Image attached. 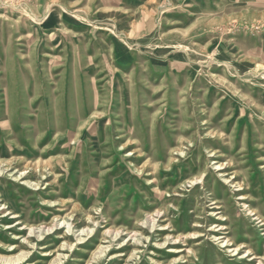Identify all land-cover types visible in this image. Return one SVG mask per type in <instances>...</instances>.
Listing matches in <instances>:
<instances>
[{"label": "rangeland", "instance_id": "374dc122", "mask_svg": "<svg viewBox=\"0 0 264 264\" xmlns=\"http://www.w3.org/2000/svg\"><path fill=\"white\" fill-rule=\"evenodd\" d=\"M20 251L264 264V0H0V255Z\"/></svg>", "mask_w": 264, "mask_h": 264}, {"label": "bare ground", "instance_id": "6f19581e", "mask_svg": "<svg viewBox=\"0 0 264 264\" xmlns=\"http://www.w3.org/2000/svg\"><path fill=\"white\" fill-rule=\"evenodd\" d=\"M213 154H211V156H212ZM221 166H220V164H218L217 165V168H220ZM238 187V186H237ZM241 198H242V196H241ZM214 203V202H213ZM245 204V203H244ZM244 204H242V206H245ZM218 208V207H217ZM252 216H255V219H259L260 217L255 213V212H253L252 211ZM261 221V220H260ZM259 221V222H260ZM153 226H155L154 224H152L151 225V227H153ZM49 228V227H48ZM165 227L163 226V229H164ZM31 229V228H30ZM34 229V228H33ZM43 229H45V228H43ZM218 229H226V227H220V228H218ZM106 231H109V230H106ZM117 231V230H116ZM81 232H83V230L81 231ZM91 232V230H90V228L88 229V231H87V233L86 234H88V233H90ZM119 233V232H118ZM117 232L115 233V237L117 236V234H118ZM189 235V234H188ZM38 236V235H37ZM41 236V235H40ZM169 236V235H168ZM194 236H196V235H194V233L190 236V237H194ZM224 237H226V236H224ZM79 239H82V237H79ZM166 239H168L167 237L165 238V240ZM176 240L178 239V237L177 238H175ZM174 239V240H175ZM165 240L161 243V244H163L164 242H165ZM175 240V241H176ZM219 242V244H221V246L223 247V248H227L226 250H229V252H231V253H233V255H239V251L242 249V248H244V247H247V249H245L246 251H245V253L247 254V255H249V254H251V250H250V248L248 247V246H245V245H236L235 247H233V248H231V240L230 239H228V238H224L223 240H219L218 241ZM61 245V244H60ZM61 247V246H60ZM31 248V247H30ZM107 248H108V245H98L97 247H96V249L94 250V252H92V254H91V259L92 260H94V259H98V260H102V256L104 255V253L106 252V250H107ZM138 248H134L133 249V251L129 254V256H128V259H131L133 256H134V258H135V256H136V254H135V250H137ZM10 250H12V249H9V251ZM50 253V252H49ZM57 254H55V256L47 263V264H60L61 263V261H62V259L65 257V255L64 254H60V253H58V252H56ZM254 254V253H253ZM29 255V251H20L19 253H17V254H11V255H0V262H1V264H13V263H16V262H18V261H21V260H23L26 256H28ZM117 256H120V255H117ZM116 257V255L114 254V255H112L111 257H110V259H113V258H115ZM133 259V258H132ZM181 259V257L179 256V257H174L173 259H171V260H169L168 262H166V263H163V262H159V264H173L174 262H176V260L178 261V260H180ZM155 260V259H154ZM89 261L90 260H88V264H89ZM152 261V260H151ZM155 262H158V261H155ZM124 264H128L127 262H125ZM130 264V263H129ZM259 264H261V263H259Z\"/></svg>", "mask_w": 264, "mask_h": 264}]
</instances>
